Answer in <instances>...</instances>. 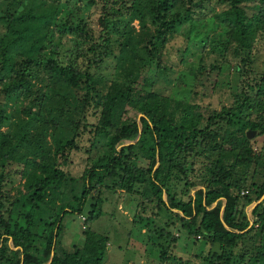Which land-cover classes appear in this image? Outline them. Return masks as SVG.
Returning <instances> with one entry per match:
<instances>
[{
	"label": "trees",
	"instance_id": "obj_1",
	"mask_svg": "<svg viewBox=\"0 0 264 264\" xmlns=\"http://www.w3.org/2000/svg\"><path fill=\"white\" fill-rule=\"evenodd\" d=\"M205 1L0 0V264H45L52 249L48 264H102L108 235L85 226L67 249L60 233L66 212L80 214L106 178L131 191L142 185V201L176 209L181 230L210 246L193 259L160 243L164 264H264V197L252 218L247 210L264 193V149L246 136L264 135V68L247 67L264 37V0H216L213 30L223 49L244 54L233 104L205 115L197 102L154 90L146 73ZM99 2L94 25L83 6ZM111 55L117 74L108 77ZM81 147L88 165L75 177L68 163ZM11 169L22 179L14 192L4 188ZM99 211L91 204L84 221Z\"/></svg>",
	"mask_w": 264,
	"mask_h": 264
},
{
	"label": "rangeland",
	"instance_id": "obj_2",
	"mask_svg": "<svg viewBox=\"0 0 264 264\" xmlns=\"http://www.w3.org/2000/svg\"><path fill=\"white\" fill-rule=\"evenodd\" d=\"M97 4L83 6L84 14L94 25L100 14V2ZM221 6L222 3H217L216 0H206L203 7H197L193 22L186 21L177 26L176 34L170 38L163 50L160 66L150 63L146 72L150 75L149 80L152 81L150 85L154 90L174 98L197 102L198 109L205 115L212 109L236 102L235 94L238 93L246 76L241 71L244 68V61L240 58L244 54L236 55L231 48L223 49L221 45L223 36L213 30L212 14ZM121 23L119 22V25ZM132 24L138 28L136 19ZM139 57L140 55L137 58ZM249 60L247 67L251 75L264 68V37L258 36L255 40ZM115 65L116 58L111 55L102 64L103 73L108 77L115 76L117 74ZM134 113V110H129L130 115ZM250 139H253L258 148L264 149V135L256 131ZM128 142L132 141L129 139L120 141L123 144ZM84 143L82 140L81 144ZM86 156L82 147L72 151L68 163L70 174L79 177L88 165ZM6 177L5 189L14 192L16 188L21 187L22 179L15 169H11ZM80 181L78 178L76 183L78 188ZM105 183L109 185L101 184L90 191L80 214L72 208L73 210L64 215L60 233L64 247L72 249L74 244L82 241L84 223L90 230L109 237L102 264H164L160 259L162 248L160 243L169 246V250L174 249L173 254L177 252L184 258L195 259L196 257L191 254L196 251L208 252L210 246H205L207 244L205 240L195 239L194 236H188L185 230H181L180 222L173 213L176 209H172L171 212L163 206H156L154 201L145 199L142 201V185L137 184L135 190L131 191L110 185L112 183L110 178H106ZM164 198L166 199V194ZM91 204H95L100 211L96 217L84 221L82 215L87 216L86 211L91 208ZM250 206L251 204L247 206V210L249 217L252 218ZM163 226L179 236L177 242L170 241L165 235L159 236L157 230ZM10 245L12 246L11 242ZM231 264L245 262L234 257Z\"/></svg>",
	"mask_w": 264,
	"mask_h": 264
},
{
	"label": "water",
	"instance_id": "obj_3",
	"mask_svg": "<svg viewBox=\"0 0 264 264\" xmlns=\"http://www.w3.org/2000/svg\"><path fill=\"white\" fill-rule=\"evenodd\" d=\"M256 132V129H251V128H248L247 130H246V136L248 137V138H251L252 136H253V134ZM139 135V134H138ZM137 135V136H138ZM134 140H136V138L135 139H132V140H129V141H134ZM264 197V193L257 199V200H255L254 202H252L251 203V208L255 205V204H257L262 198ZM55 239V238H54ZM52 255H53V249H52V251H51V255H50V257H49V260L47 261V263L46 264H48L49 263V261H50V259L52 258Z\"/></svg>",
	"mask_w": 264,
	"mask_h": 264
},
{
	"label": "built area",
	"instance_id": "obj_4",
	"mask_svg": "<svg viewBox=\"0 0 264 264\" xmlns=\"http://www.w3.org/2000/svg\"><path fill=\"white\" fill-rule=\"evenodd\" d=\"M248 192V189H246V188H243V189H241V193L242 194H244V193H247ZM82 219H84L85 220V216L84 215H82ZM86 225L83 223V227H85ZM196 237H200V234H197L196 235Z\"/></svg>",
	"mask_w": 264,
	"mask_h": 264
}]
</instances>
